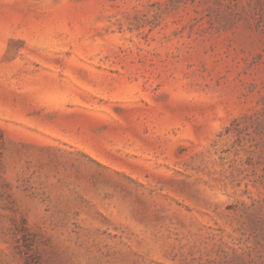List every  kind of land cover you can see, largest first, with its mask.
Returning <instances> with one entry per match:
<instances>
[{
  "label": "rangeland",
  "instance_id": "374dc122",
  "mask_svg": "<svg viewBox=\"0 0 264 264\" xmlns=\"http://www.w3.org/2000/svg\"><path fill=\"white\" fill-rule=\"evenodd\" d=\"M0 264H264V0H0Z\"/></svg>",
  "mask_w": 264,
  "mask_h": 264
}]
</instances>
